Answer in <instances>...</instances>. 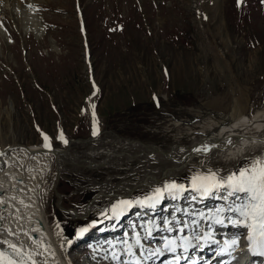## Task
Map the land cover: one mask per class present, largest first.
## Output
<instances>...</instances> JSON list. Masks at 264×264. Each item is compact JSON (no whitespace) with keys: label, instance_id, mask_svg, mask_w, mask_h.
<instances>
[{"label":"rangeland","instance_id":"rangeland-1","mask_svg":"<svg viewBox=\"0 0 264 264\" xmlns=\"http://www.w3.org/2000/svg\"><path fill=\"white\" fill-rule=\"evenodd\" d=\"M18 1L8 10L0 5V150H11L13 158L0 164V172L13 168L22 175L25 189L41 201L49 230L61 234L65 262L80 264L74 246L81 229L103 223L114 205H125L121 201L154 196L155 186L146 183L141 192L110 188L115 194L105 208L106 195L97 196L92 186L102 187L110 176L117 185L121 174L137 182L133 165L120 160L90 167L72 157L61 169L52 155H43L50 160L44 164L19 149L44 145L41 133L52 149L76 157L90 152L87 143L96 139L167 146L174 122L182 133L195 129L202 111L224 112L234 98L246 108L244 118L263 111L264 0H241L239 7L237 0ZM245 157L230 171L248 167ZM193 174L155 183L190 182ZM96 201L105 210L80 216ZM104 256L108 264L128 261Z\"/></svg>","mask_w":264,"mask_h":264},{"label":"bare ground","instance_id":"bare-ground-1","mask_svg":"<svg viewBox=\"0 0 264 264\" xmlns=\"http://www.w3.org/2000/svg\"><path fill=\"white\" fill-rule=\"evenodd\" d=\"M17 1L0 0V5H3L8 10V7L16 8L19 3ZM215 1L216 3L218 2V0ZM20 2L22 1L20 0ZM37 26L36 28L33 27L35 31H39ZM91 107V112H93V103ZM245 110L246 108L234 98L229 109L224 112L202 111L201 113L204 116L201 115V121L198 120L202 124L194 126L195 129H189L187 132L182 133L179 130L181 124L171 123L173 125L169 129L171 135L169 137L166 135L167 142H164L168 143L167 146H160L155 141L147 145L143 143L126 145L123 141L115 143L113 140L96 139L91 143H87L88 147L93 148L90 150L86 149L90 152H83L85 154L83 157H80V155L76 157L72 153L62 152L61 149L59 151V149L56 150L51 147L45 148L44 145L23 147V149H19V152L22 156H30L35 160L43 159L45 154L52 155L57 165L62 166L60 167L61 169L64 165L63 161H69L72 157L77 160L83 158L84 161L88 162L85 166L89 165L90 167L97 166V163L102 166L107 164L112 166L120 162V160L125 161L126 165H133L132 172H139V175L138 173L136 174L140 177L137 182H134L130 175L119 173L121 176H119L120 181L117 185L115 183V185L112 184L114 176H110L104 181L103 186L107 187L104 190H102L103 186H92V190L98 189L97 196L103 197L106 195L103 202L105 203V208H107L109 198L115 194V192H109L110 188L125 187V192H141L142 189H145L146 183L154 185L155 189L159 188L160 185L155 182L160 177L168 179L174 175L178 177L181 173L190 174L193 172V175H195L196 173H207L209 170L215 171L220 175L221 172H231V166L239 162L245 155L247 157L245 161H249L248 166L257 160L260 161V165H264V110L256 112L251 118H244ZM237 137H239V142L232 146L230 150H226L229 149V146L224 143L218 144V149L214 148L207 154L194 151L195 148L205 144L222 142L227 139L235 140ZM113 138L115 139L116 137L113 136ZM164 140L165 138L163 137L160 141ZM118 144L121 145L118 146ZM245 149L246 151H244ZM11 155L12 152L9 149L0 150V164L12 161L11 159L13 158L9 157ZM98 159H101L102 162H97ZM43 162L44 164H50L49 159H43ZM93 174L92 172L91 175H84V177L89 181L90 176H93ZM119 174L117 173L116 177ZM22 181V175L13 168H7L4 172H0V241L16 244L23 250V256L19 257L21 264H29L30 261H35V264H67L62 256V246L60 247L59 243L61 234L58 235L57 230L54 232L50 231L51 229L40 199L36 196V193L28 191V188L25 189L26 187ZM110 181L111 183H109ZM164 195L166 194L164 193ZM98 202L96 201L93 207L87 206L83 208L80 216L86 217L95 209L99 211L105 210L104 204ZM58 207L59 209L61 208L59 205ZM118 210L114 209L112 211L111 218ZM70 215H72V211ZM105 221L107 220L105 219ZM157 243L159 242L153 241V245ZM3 248L10 251L9 256L7 255L8 257L17 259L13 250L7 244H0V252H4Z\"/></svg>","mask_w":264,"mask_h":264},{"label":"snow or ice","instance_id":"snow-or-ice-1","mask_svg":"<svg viewBox=\"0 0 264 264\" xmlns=\"http://www.w3.org/2000/svg\"><path fill=\"white\" fill-rule=\"evenodd\" d=\"M241 0H237L239 7ZM39 130V129H38ZM45 141L44 147L50 148L49 138L47 135L41 133ZM92 135H97L96 122L93 121ZM57 139L63 143L67 141L63 137V133H59ZM239 142L237 139H227L222 142H212L205 144L194 149V151L207 154L214 148L218 149V144L226 143L229 149ZM251 143V141H249ZM246 151V149L244 150ZM247 159V157H245ZM260 161H255L248 167L241 166L235 172H230L226 176H221L217 172L209 170L207 173H196L192 176L190 185L191 188H186L183 184H178L175 181L165 183L163 188H156L154 196L146 197L144 201H138L144 205L147 201V206H154L155 202L159 200L164 193L173 195L181 193L186 190L199 193L200 195H210L213 192L225 191L227 197H236L237 200H243L242 203L237 204L235 207L229 206L228 209H218V214L224 211L231 212L232 216H226L224 219H217L216 223L224 224L226 221L232 227L245 229L244 236H234L231 240L226 241L227 251L221 252L224 255H231L232 251L240 246L241 240L245 242L247 253L251 257L264 258V165H260ZM121 204H130V201H121ZM115 205L113 208L115 209ZM86 229H81V232ZM127 243V242H126ZM140 241L137 238L136 244L139 245ZM174 243V242H168ZM0 244H7L13 250L17 259L8 257L4 252H0V264H21L19 257L23 256V250L16 244H10L8 241H0ZM167 246V245H166ZM187 251V249H185ZM127 255L132 256L131 247L127 251ZM144 255L143 252L140 253ZM181 257H177L179 260ZM29 264H35V261H30ZM124 264H128L127 261ZM133 264H139V261H133Z\"/></svg>","mask_w":264,"mask_h":264}]
</instances>
